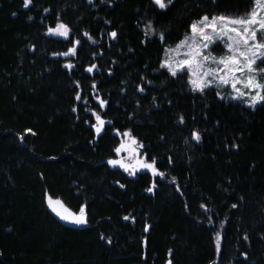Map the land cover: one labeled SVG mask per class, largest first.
Instances as JSON below:
<instances>
[{
  "label": "trees",
  "instance_id": "16d2710c",
  "mask_svg": "<svg viewBox=\"0 0 264 264\" xmlns=\"http://www.w3.org/2000/svg\"><path fill=\"white\" fill-rule=\"evenodd\" d=\"M166 5L0 0V264H264V101L161 65L194 20L253 0ZM60 21L69 35L47 34ZM127 129L161 174L107 163ZM46 193L86 223H60Z\"/></svg>",
  "mask_w": 264,
  "mask_h": 264
},
{
  "label": "snow or ice",
  "instance_id": "6c2138e0",
  "mask_svg": "<svg viewBox=\"0 0 264 264\" xmlns=\"http://www.w3.org/2000/svg\"><path fill=\"white\" fill-rule=\"evenodd\" d=\"M30 2L31 0H25V7ZM168 2L171 3V0H168ZM155 3L161 8L167 6L164 0H155ZM261 12H264V0H254L253 8L244 16L232 17L220 15L211 18L204 16L200 20L194 21L190 26L191 36H186L177 45L176 49L178 50L180 47L187 45L189 48V52L186 54L187 58L179 61L177 69H170L172 75H176L177 71L188 69L190 72L189 81L194 90L202 91L207 86L203 81V77L208 75L216 77L217 73H223V75L218 76L219 82L222 84H229L231 82V87L238 94L237 98L246 95L240 87H237L238 84H242L244 89L264 90V83L260 82L254 74L257 72L264 73V68L256 69L254 67L257 60L264 59V15H261ZM57 30H59L60 35H68V29L65 25H58ZM111 35L115 36L116 34L112 33ZM197 37L200 38L199 42H197ZM189 40H192L193 44H188ZM216 40H222L228 52L220 57L213 56L211 53L203 55V49L209 48L210 44ZM69 51L74 53L75 50L70 49ZM64 55H68V53H64ZM201 56L202 59H199ZM208 60L215 61L222 67L209 69L201 74L204 61ZM88 70L91 71L92 69ZM237 73L247 74V79L241 80ZM193 77L197 78L193 79ZM258 101H264V95L260 91H257L256 95L251 98L253 106ZM101 106H103V102H101ZM97 121L100 126L104 124V121L99 116H97ZM96 131L99 133L101 127H96ZM125 135H130V133H125ZM194 139L199 140V134L194 133ZM123 147L124 145L122 144L116 151L119 153ZM109 163L115 165L119 164L120 161H109ZM142 167L153 168L154 163L143 164ZM49 204L53 206L54 204H61V202L52 201L49 198ZM53 211H57V209L53 207ZM84 212V208H81L79 215H62L61 218L70 220L78 225L85 224L86 217ZM57 214L61 215L59 212Z\"/></svg>",
  "mask_w": 264,
  "mask_h": 264
},
{
  "label": "rangeland",
  "instance_id": "374dc122",
  "mask_svg": "<svg viewBox=\"0 0 264 264\" xmlns=\"http://www.w3.org/2000/svg\"><path fill=\"white\" fill-rule=\"evenodd\" d=\"M167 2H168V0H164L165 4H167ZM253 5H254V0H253ZM253 5L251 6V8L247 12L242 13V14H216V15H212V16L203 15L194 21H198L204 16H208L209 18H211L213 16H220V15L232 16V17L244 16L253 8ZM261 15H264V12H261ZM61 24L67 26L65 23H63L61 21L57 22L54 26H50L46 29L47 34H50L53 36L67 37L69 35V32H70V29L68 26H67V29H68V35L67 36L60 35L59 30H57L58 25H61ZM50 30H52V31H50ZM186 36H191V27H190L189 32L186 33L181 38V40H179L178 42H176L172 45H168L165 47V51L163 53L162 60H161V65L163 67H165L170 73H172V71L170 69H177L179 61L187 58L186 54L189 52V48L187 47V45L182 46L178 50H176L177 45H179L181 43V41L185 39ZM199 41H200V38L197 37V42H199ZM188 44H193V41L189 40ZM76 45H77V41H75L74 44L68 48V50L62 52L61 55L64 56L65 58L70 57L71 55H73V52H70L69 50L70 49L75 50ZM170 50H175V51H170ZM227 52H228V49L225 47V44L222 40H216L214 43L210 44L209 48L203 49V55H208L209 53H211V55L216 56V57L223 56ZM64 53H68V55H64ZM199 59H202V56L199 57ZM259 61H261V62L259 63ZM65 65L69 67V66H71V62L66 60ZM219 67H222V66L218 65L215 61H212V60L204 61V67L201 69V74L204 71H207L209 69H217ZM254 67L256 69L264 68V59L257 60V63L254 65ZM184 70L187 71L188 82L191 85V87L193 88L192 84L189 81L190 72L188 71V69H184ZM254 74L257 76V79L260 80V82L264 83V73L257 72ZM219 75H223V73H217L216 77H214L212 75H208L206 77H203V81L207 84V86H205L203 88V90L209 86H214V87L219 89L220 96L225 97L227 99L231 98V99L240 100L243 103H245L246 105L251 106V107H253V104L251 102V98L256 95L257 91H260L261 94L264 95L263 90H260V89H244L242 84H238L237 87H240L246 93V95L237 98L238 94L231 87V82L229 84L220 83L218 80ZM237 75L240 76L241 80L247 79V74L237 73ZM196 78L197 77H193V79H196ZM259 102L260 101H258L257 103H259ZM257 103H255V105ZM92 114L95 116V119H96V122L94 124L95 127H101L102 128L103 125L100 126L98 124V121H97V116H99V113L96 111H92ZM100 119L105 122V120L102 119L101 117H100ZM115 132L119 135V142L117 143V145L114 148L113 155L106 158L107 163L111 167L119 168V169L125 171L129 175H133L135 172L143 171V170L149 171L152 175L162 173L161 170L158 169V167L156 166L155 161L153 159L146 157V155L142 152L141 142L131 133L130 130L127 129L123 132L115 130ZM125 133H130V135H125ZM122 144L124 145V147L121 148V151L118 153L116 151V149L120 148ZM109 161H120V163L114 165V164L109 163ZM153 163H154L153 168L142 167L143 164H153ZM165 264H170V261L167 260V262Z\"/></svg>",
  "mask_w": 264,
  "mask_h": 264
},
{
  "label": "water",
  "instance_id": "95a60500",
  "mask_svg": "<svg viewBox=\"0 0 264 264\" xmlns=\"http://www.w3.org/2000/svg\"><path fill=\"white\" fill-rule=\"evenodd\" d=\"M49 198H51L52 201H60L61 204H54L53 206H50L49 204ZM44 201L46 204L47 209L49 210V212L62 224H64L65 226L68 227H72V228H78L80 226H82L83 224H75L73 222H71L70 220H65L62 219L61 216L62 215H79L80 213L78 211L73 210L72 208H70L61 197L58 196H52L49 193L45 194L44 197ZM53 207H55L57 209V211H53ZM57 212H59L61 215H58Z\"/></svg>",
  "mask_w": 264,
  "mask_h": 264
}]
</instances>
